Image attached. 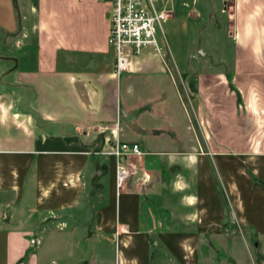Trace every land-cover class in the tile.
I'll use <instances>...</instances> for the list:
<instances>
[{
	"label": "crops",
	"instance_id": "obj_1",
	"mask_svg": "<svg viewBox=\"0 0 264 264\" xmlns=\"http://www.w3.org/2000/svg\"><path fill=\"white\" fill-rule=\"evenodd\" d=\"M220 1L232 55L193 57L194 86L196 69L179 70L171 51L143 49L114 74L102 0H0V264H45L43 239L55 243L49 264H78L75 249L104 264L113 242L118 264H202L191 243L263 241L264 0ZM175 11L168 20L187 13ZM147 84L183 91L199 118L155 128ZM101 125L145 153L118 198L114 158L85 153L108 135Z\"/></svg>",
	"mask_w": 264,
	"mask_h": 264
},
{
	"label": "rangeland",
	"instance_id": "obj_2",
	"mask_svg": "<svg viewBox=\"0 0 264 264\" xmlns=\"http://www.w3.org/2000/svg\"><path fill=\"white\" fill-rule=\"evenodd\" d=\"M207 1L173 0L176 14L177 12L181 13L182 9L187 13H183L172 20L162 23L161 27H157L156 29V39L160 50L168 56H170L169 52L171 51L179 70L185 71V73L192 70V64H194L193 57L201 61L214 60L217 65L219 59L229 58L232 55L231 42L225 39L227 32L226 14L221 13V1H212L209 8H205L204 11L203 7L207 6ZM223 3L227 6L226 0ZM200 53H203V55ZM202 66L203 64H200L198 67L193 66L196 69L192 73L194 86L196 83L198 84L196 81H199L198 76L202 74ZM214 66L213 63L210 65L211 68H214ZM228 84L227 92L224 87L222 88V98L228 97L229 91H235L230 82ZM143 89L145 92L142 96L144 105L141 110H148L147 112L149 113L145 116L144 120L153 121L155 128L172 127L176 133H180L187 123L192 124V122L196 121L195 116L199 118L198 115L191 113V105L184 95L182 88H180L181 94L177 92L178 95L170 87H164L158 91L149 88L147 84V87ZM197 92L199 99L195 98L193 100L195 105L198 100L203 101L205 99L199 89ZM235 99L237 100L238 109L246 111L245 104L240 99V96H236ZM200 120L201 128H206V121L203 118ZM222 232L223 234L228 233L227 231ZM235 233L239 235L237 230ZM260 237L263 241L249 239L246 242H233L225 237L221 240H205L191 243L190 252L195 247L202 264H264V235ZM77 244L79 245V243H74V246H77ZM53 248H55L54 242L43 239L39 248V254L42 262L45 264H49ZM37 249L38 247L29 246L30 252H36ZM187 249L189 250V247ZM107 252L106 257H104V264H118L117 242L110 243ZM75 255L79 259L78 264H82L83 260L80 261L83 257L82 253L78 249H75Z\"/></svg>",
	"mask_w": 264,
	"mask_h": 264
},
{
	"label": "built area",
	"instance_id": "obj_3",
	"mask_svg": "<svg viewBox=\"0 0 264 264\" xmlns=\"http://www.w3.org/2000/svg\"><path fill=\"white\" fill-rule=\"evenodd\" d=\"M109 4V35L107 44L114 54L113 73L121 75L130 69L131 58L143 49L160 53L156 39V29L174 15L173 0H102ZM99 131L104 141L98 149L89 150L87 154H99L114 158V189L119 197L129 179L135 175V160L144 156L137 143L119 140L117 125L113 128L101 125ZM148 175L142 173L138 179L144 187ZM31 247H38L40 239L31 236L28 240Z\"/></svg>",
	"mask_w": 264,
	"mask_h": 264
},
{
	"label": "trees",
	"instance_id": "obj_4",
	"mask_svg": "<svg viewBox=\"0 0 264 264\" xmlns=\"http://www.w3.org/2000/svg\"><path fill=\"white\" fill-rule=\"evenodd\" d=\"M28 256V252L25 253L24 257L20 260V262H24Z\"/></svg>",
	"mask_w": 264,
	"mask_h": 264
},
{
	"label": "water",
	"instance_id": "obj_5",
	"mask_svg": "<svg viewBox=\"0 0 264 264\" xmlns=\"http://www.w3.org/2000/svg\"><path fill=\"white\" fill-rule=\"evenodd\" d=\"M201 55H203V53H200Z\"/></svg>",
	"mask_w": 264,
	"mask_h": 264
}]
</instances>
